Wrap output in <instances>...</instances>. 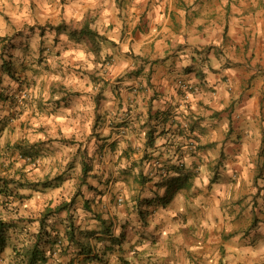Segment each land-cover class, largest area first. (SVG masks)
<instances>
[{
  "label": "crops",
  "instance_id": "0c3cea01",
  "mask_svg": "<svg viewBox=\"0 0 264 264\" xmlns=\"http://www.w3.org/2000/svg\"><path fill=\"white\" fill-rule=\"evenodd\" d=\"M55 1V12L40 17L27 12V0L16 3L15 8L23 7V12H16L20 16L15 20L28 23L23 34L0 12V37H13L9 44L0 43V54L10 45L12 56H7L10 70L0 68V82L3 77L21 79L32 92L25 115L38 134L27 147L39 155L42 150L56 152L53 145H75L81 174L83 161L93 174L104 165L97 163L100 156L119 160L124 181L120 192L127 194L129 202L124 223L133 224L130 233L144 221L135 217L137 224L132 219L137 210L141 213V200L151 198L155 209L159 205L171 213L176 208L180 217L186 215V207L199 211V222L194 224L199 237L194 241L207 236L209 221L214 225L215 216L221 239L236 233L233 240L241 242L248 235L250 241L264 243V0H101L102 7L72 0L70 16L63 0ZM87 19L102 37L101 43L85 39L81 44L69 31L49 27L65 23L76 29ZM62 33L67 40H61ZM24 34L28 39L21 43L18 38ZM84 48L89 52L87 59ZM106 48L115 52L110 53L114 66L105 81L96 82L79 71L86 60L98 65L108 59L96 52ZM20 50L24 52L15 56ZM189 52L192 63L178 70L177 62L183 63L181 56ZM52 53L62 63L72 61L73 69L58 64ZM67 54L71 58H65ZM132 71L137 74L126 76ZM181 82L197 91L185 96ZM1 87L0 99L8 90ZM81 104H91V118L86 134L77 141L75 133L67 138L60 121L67 120V110ZM163 115L170 116L166 123ZM75 116L72 111V119ZM148 123L159 130L152 151L145 147ZM222 125H227L226 131H221ZM187 127L193 131L190 137L184 130ZM145 155L149 159H143ZM163 169L168 173L165 176L160 173ZM148 174L150 182L144 188L142 179ZM213 178L216 196L211 203L208 190ZM162 185L167 186L166 196L170 189L175 191L166 205L156 191ZM148 193L151 197H146ZM87 204L84 200V209Z\"/></svg>",
  "mask_w": 264,
  "mask_h": 264
},
{
  "label": "rangeland",
  "instance_id": "374dc122",
  "mask_svg": "<svg viewBox=\"0 0 264 264\" xmlns=\"http://www.w3.org/2000/svg\"><path fill=\"white\" fill-rule=\"evenodd\" d=\"M11 5L10 9H4L2 14H6V20L11 24V27L21 34L24 25L23 19L22 22L16 21L17 13L23 12V7L19 9V11L15 8L16 3L10 1ZM49 3L55 6V0H27L24 4L27 7V12L31 11L32 14L37 17L41 15H49L51 11H46L44 5ZM65 3V8L70 7L72 5V0H63ZM62 3V4H63ZM17 12V13H16ZM10 13H15V15L10 17ZM20 14L18 15V17ZM10 18L12 20H10ZM21 20V19H19ZM74 27V26H73ZM25 35V34H24ZM51 38L53 36H50ZM85 42H81V44ZM108 45V44H107ZM81 49V48H80ZM82 50V49H81ZM24 51L20 50L19 52H15L16 55L22 54ZM85 54L87 59L89 52L87 48H84L82 51ZM95 55V52L92 51ZM98 53H102V55L109 56L108 59L98 61L99 64L96 65L94 60H89L80 65L79 71L84 75L92 77L94 81L97 82V79L101 78L105 81L109 69L112 68L113 65V56H110V53H114L115 51L100 49L97 51ZM52 58L57 59L58 64L62 63L64 60L59 59V56L55 57V53L51 54ZM65 58H71V54H67L64 56ZM6 59H9L6 54ZM112 59V60H111ZM62 66L67 65L68 69H73L72 61H66V63H62ZM91 65V67H89ZM20 69V68H18ZM70 73V72H69ZM2 74H0L1 77ZM0 82V90L3 89L1 85H4L7 91L3 94V98L0 99V177L6 179L7 181H14L16 184L11 185L16 194L22 195V199L15 201L16 197L13 198L12 204L14 209V213H9V211H4L0 207V217L1 216H15L22 217L26 220H39L41 214L48 207H54L59 205L64 201H71L76 193L79 192L81 195L76 199L75 206L72 209L74 221L76 225L80 228V231L83 233H100L103 227H108L112 230V233L115 235V226L116 221L120 220L121 217H126L125 209L128 206L129 202L127 200V194H123L120 192L122 188L123 178L121 172L118 170L119 160H116L114 156L105 159L101 156L98 159L97 163H104L103 167L100 169L97 168V173L90 174L87 177L84 184H80L82 174L80 173V169L77 172L75 170V165L78 160L80 164V157L76 155L71 157L70 163L61 168L57 163L49 164L46 161L50 156L55 154L54 152H50L42 150V154L35 156L32 160L24 158L22 154L15 149L16 145H29L34 142L37 132L33 131V126L28 124L26 120V108L30 105L31 102V89L27 87V84H24V81L15 80L11 81L10 77L1 78ZM29 85V84H28ZM7 95V96H6ZM4 102H8L4 104ZM11 109V110H8ZM2 112V113H1ZM27 121V122H26ZM58 148H56L57 152ZM47 153V154H46ZM105 159V160H104ZM81 167V165H80ZM67 171L71 172L73 176L80 175L77 180V186L71 194H67L65 192H58L57 189L60 186H52L46 190H43L41 187L37 190L30 189L27 184L28 183H41L45 180H52L59 175H64ZM165 173V172H164ZM151 175H147L145 179V183H143L144 188L146 187L147 182H150ZM132 178V176H131ZM212 181L209 188V196L211 203H214L213 197L216 196L215 192V178ZM135 182V180H134ZM150 184V183H149ZM87 186V187H86ZM151 184L149 185V188ZM143 190V189H142ZM152 190V188H151ZM147 191H145L146 193ZM39 194L41 197L40 200L36 202V207L39 208V212L35 215H29L27 217L22 216V211H31L29 209H24V204L32 200L34 195ZM148 196L151 197V194L148 193ZM65 196L67 198H65ZM1 197V196H0ZM194 197V196H193ZM192 198V196H191ZM86 200L89 202V206L91 211H87L83 207V202ZM1 201V198H0ZM149 201L151 198L144 199L141 203L143 205ZM1 206V205H0ZM212 204H209L208 210L211 212ZM139 210L141 213L137 212L134 214L136 218H143V206L139 205ZM229 204L225 206V211L228 212ZM159 205L155 209L153 208L152 212V223L154 224V228H145L144 221H142L139 226L136 228V232L130 233L129 229L133 226V224H125L126 226L122 228L120 236L124 239V243L120 247L121 250H114V252L109 251L111 242H102L100 243L97 238H91V243L96 247V250L102 254V251L107 246V255H105V263L101 264H225V258L229 256V249L232 247H241L242 245H250L255 241H250L248 239V235H245L241 238V242L238 240H233L232 237L236 235V233L229 234V236L221 237L219 236V227H218V219L216 217H212L215 222L212 225L209 221L208 225V234L207 236L201 235V241H194L198 239L197 228H195L194 224L199 222L200 213L199 211L193 210V207H186V215H174L169 216L167 213H170L169 209L162 210L159 209ZM177 209L173 210L171 213H176ZM203 215V211H201ZM67 214L63 213L59 216L53 217L48 221L47 231L52 233L53 235H60V239L64 240L63 236L65 235V219ZM203 218V217H202ZM107 223V224H106ZM33 225V223L31 224ZM52 226L54 228H52ZM248 226H244L243 228L247 230ZM127 232V233H126ZM129 232V235H128ZM197 232V233H196ZM247 232V231H246ZM126 233V234H125ZM164 233H167L165 236ZM140 236V239H137V235ZM127 235V236H126ZM116 238H119L115 235ZM61 241V240H60ZM144 244L149 245L148 248L142 249ZM67 248L66 244L61 241L58 246L55 247V252L52 256L51 262L49 264H67L70 259L74 257L72 253H67V256L63 250ZM75 249H72L74 251ZM153 250L156 253H160V255H154ZM248 262L249 258H245ZM252 261V260H251ZM80 264V263H78ZM81 264H88L82 262ZM100 264V263H93ZM256 264V263H255Z\"/></svg>",
  "mask_w": 264,
  "mask_h": 264
},
{
  "label": "trees",
  "instance_id": "16d2710c",
  "mask_svg": "<svg viewBox=\"0 0 264 264\" xmlns=\"http://www.w3.org/2000/svg\"><path fill=\"white\" fill-rule=\"evenodd\" d=\"M91 21L89 19L85 20L83 25L81 27H78L76 29H72V26H68L65 23L60 24L57 27L49 26L52 30H56L57 32H66L69 31L70 36H72L73 39L78 40V42H85V39H88L90 42L97 44L102 42V37L97 34V32L93 31L91 29ZM13 40V37H0V43L9 44ZM7 47L10 45H6ZM4 46L2 49V52L0 54V68L4 71L10 70L11 66L6 59V55H9V57H12L10 54V47ZM9 49V50H8ZM97 50V49H96ZM136 71H132L126 76L130 75H136ZM125 76V77H126ZM169 115H163L164 120L162 122L166 123L167 120H169ZM147 134H146V150L152 151L154 150L157 133H159L158 127L156 125H153L152 123H148L147 125ZM188 132V137L192 136V129L191 127H187L184 129ZM165 132V131H162ZM182 135L184 132L182 131ZM185 136H187L185 134ZM191 139V138H190ZM191 149L198 150L199 146L191 145L189 146ZM15 149L19 151L24 158H27L29 160H32V158H35L37 156L34 152H32L27 146L25 145H16ZM1 156V152H0ZM143 159H149L147 155L144 156ZM83 169H82V177L80 178L82 182L80 184H84L87 177L89 176V173L92 171L91 167L88 165V163L83 161ZM167 171L163 169V171H160L162 176H165ZM65 180L64 175H59L55 177L52 180H45L41 183H28L27 186L30 189L37 190L38 188H42L43 190H46L52 186H55L57 184H60ZM145 180L142 179V183H145ZM16 184L14 181L10 182L6 179H3L0 177V207L4 211H9V213L15 214L13 211V198L16 197L15 201H18L22 199V195L16 194L14 189L11 187V185ZM81 193L78 190V193L74 195V197L71 199V201H64L60 203L59 205H56L54 207H48L44 212L41 214V217L39 220H26L22 217H15V216H9L6 219L5 216L0 217V245L5 243V236H6V230L11 228L13 230H18L20 233H23L25 230V226H30L32 223L39 224L38 229L35 232H32L29 230L28 236L30 237V243L23 249L16 252V258L18 261V264H49L51 262L52 256L57 250H55V247L58 246V244L63 241V243L66 244V247L63 252L66 253L65 256H67V253H72L74 255L73 258L70 259L69 263L67 264H78V263H105V255H107V246L102 251V254L99 253V250H96V247L91 243L90 239L95 238L96 235L94 233L92 234H85L80 231V228L76 225L72 213V209L75 206L76 199L79 198ZM175 195V191L171 190L169 191V194L167 197L173 198ZM171 199H168L167 202H163L165 205L169 204ZM89 203V202H87ZM149 203V201L147 202ZM151 204V203H149ZM88 205V204H87ZM86 210L90 211V206L88 205ZM66 213V219H65V235L63 236L64 240L60 239V235H53L49 231H47L48 221L56 216H59L60 214ZM1 215V214H0ZM255 223L251 226V229L255 227ZM52 228H54L52 226ZM101 236L97 238V240L102 242H111V245L109 246V251L114 252V250H121L120 247L124 243V239L122 237L116 238L115 235L112 233V230L110 228L103 227L100 231ZM61 240V241H60ZM72 249H75L72 251ZM114 249V250H113ZM0 251H2V248H0ZM101 251V250H100Z\"/></svg>",
  "mask_w": 264,
  "mask_h": 264
},
{
  "label": "clouds",
  "instance_id": "9594fccd",
  "mask_svg": "<svg viewBox=\"0 0 264 264\" xmlns=\"http://www.w3.org/2000/svg\"><path fill=\"white\" fill-rule=\"evenodd\" d=\"M16 3H19V0H16ZM81 3L90 6V7H102L101 0H81ZM105 3H107V0H105ZM10 9L11 5L9 3V0H0V11H3L4 9ZM44 8L46 11L55 12V8L53 5L46 3L44 5ZM67 15H71V7L67 9ZM34 21H29V23H33ZM0 35H3V33H0ZM37 35L39 33L37 32ZM61 40H67L68 36L66 34H61L60 36ZM28 39L27 34H25L22 37L18 38V41L26 42ZM19 47V45H18ZM35 51H33V55H35ZM76 55L79 57L82 55L81 53H76ZM191 53H186L185 55L181 56L180 60L183 61L181 63L180 61L177 62V69L180 70L183 67L189 66L192 61L190 59ZM91 67V65H89ZM231 71V70H230ZM55 79L59 80L60 77H55ZM91 104H89L87 107H85L83 104H81L78 109L76 110H67L68 111V117L67 120L61 119L60 123L61 125L66 129V132L68 133L69 139H71V134L75 133L76 140L79 141L82 139L83 135L86 134L88 124L90 123V113H91ZM126 110V109H125ZM72 111H75V119H72ZM84 114V115H81ZM84 121L83 127H81V121ZM71 125V126H69ZM227 125L221 126V131H226ZM253 135V133H250V136ZM159 144L160 141H157ZM59 148L57 152H55L54 155L50 156L49 159L46 161L49 164H55L58 162L59 166L61 168L66 167L70 161L71 157L75 155L77 151V146L75 145H53V148ZM245 151H247V147L245 148ZM185 160H190L188 156H185ZM80 169V164L77 160L75 165V170L78 172ZM204 169H201L203 171ZM171 175H175V173H172ZM77 180L78 177L73 176L71 173L67 177H65V180L63 182V185L57 189L58 192H65L67 194H71L75 187L77 186ZM158 195L163 198L164 202H167L168 199H171V197H167L166 193L168 191L166 185L160 186L157 190ZM65 198H67L65 196ZM41 197L39 194L34 195L32 200L27 201L24 204V209H29L31 211H22V216H29V215H35L39 212V208L36 207V202L40 200ZM154 199V197H153ZM154 205L151 204H145L143 205V220L145 224V228H154V224L152 223V212H153ZM175 213H170V216H174ZM7 218L6 216L4 217ZM125 217H121L120 220L116 221L115 226V235L117 237L120 236L121 230L123 227H125ZM133 222L139 224V221L136 220L135 217L132 218ZM207 226V225H205ZM39 227V224H33L30 226H25V230L23 233H20L18 230H13L11 228L6 230V236H5V243L0 245V248H2V251H0V264H18L17 258H16V252L19 250H23L29 243H30V237L28 236L29 230L32 232H35ZM166 236L167 233H164ZM149 245L144 244L142 246V249L148 248ZM154 255H160V253H156L153 250ZM245 258H250L252 261L256 262V264H264V243L260 242L259 240L256 242H253L250 245H242L241 247H232L229 249V256L225 258V264H247V260Z\"/></svg>",
  "mask_w": 264,
  "mask_h": 264
},
{
  "label": "built area",
  "instance_id": "2783aa9c",
  "mask_svg": "<svg viewBox=\"0 0 264 264\" xmlns=\"http://www.w3.org/2000/svg\"><path fill=\"white\" fill-rule=\"evenodd\" d=\"M179 87L184 92L185 96H190L197 91V88H193L185 82H181Z\"/></svg>",
  "mask_w": 264,
  "mask_h": 264
}]
</instances>
